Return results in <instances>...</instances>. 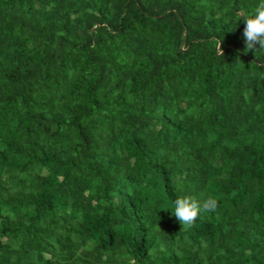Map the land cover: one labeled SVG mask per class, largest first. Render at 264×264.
Returning a JSON list of instances; mask_svg holds the SVG:
<instances>
[{
  "label": "trees",
  "instance_id": "1",
  "mask_svg": "<svg viewBox=\"0 0 264 264\" xmlns=\"http://www.w3.org/2000/svg\"><path fill=\"white\" fill-rule=\"evenodd\" d=\"M257 3L0 0V264H264Z\"/></svg>",
  "mask_w": 264,
  "mask_h": 264
},
{
  "label": "clouds",
  "instance_id": "2",
  "mask_svg": "<svg viewBox=\"0 0 264 264\" xmlns=\"http://www.w3.org/2000/svg\"><path fill=\"white\" fill-rule=\"evenodd\" d=\"M245 27L243 30L245 51L264 50V0L252 9L251 14H242ZM218 208V200L212 196L204 199L201 203L195 197L184 195L173 202L172 215L184 226H191L202 212H215Z\"/></svg>",
  "mask_w": 264,
  "mask_h": 264
}]
</instances>
